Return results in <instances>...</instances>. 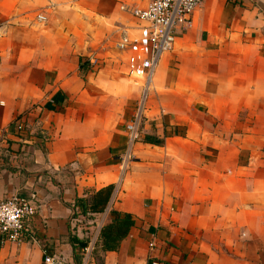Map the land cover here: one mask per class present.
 Here are the masks:
<instances>
[{"label":"crops","instance_id":"0c3cea01","mask_svg":"<svg viewBox=\"0 0 264 264\" xmlns=\"http://www.w3.org/2000/svg\"><path fill=\"white\" fill-rule=\"evenodd\" d=\"M122 5L138 2L0 0V201L37 206V242L0 243V264H73L77 218L95 244L110 209L133 226L102 264H264V0H201L159 59L129 150L127 110L81 75L100 44L93 23L138 26ZM107 185L103 213L71 218L74 198Z\"/></svg>","mask_w":264,"mask_h":264},{"label":"built area","instance_id":"2783aa9c","mask_svg":"<svg viewBox=\"0 0 264 264\" xmlns=\"http://www.w3.org/2000/svg\"><path fill=\"white\" fill-rule=\"evenodd\" d=\"M138 5L119 7L136 21L138 26L122 28L116 48L128 52L127 76L140 88L130 119L124 125L128 150L139 139L145 119L148 93L153 72L162 55L172 50L177 35L189 29L192 15L201 0H136ZM44 21L43 16H36ZM134 35L131 36V30ZM127 151L121 164L130 160ZM37 206L31 198L12 195L0 201V243L21 244L37 242L32 228V220ZM149 243L148 248L153 249ZM86 248L84 249V251ZM43 264H62L59 260L43 254ZM149 264H160L149 258Z\"/></svg>","mask_w":264,"mask_h":264},{"label":"rangeland","instance_id":"374dc122","mask_svg":"<svg viewBox=\"0 0 264 264\" xmlns=\"http://www.w3.org/2000/svg\"><path fill=\"white\" fill-rule=\"evenodd\" d=\"M119 15L123 17L119 23L110 24L102 21L101 25L92 24L94 30L98 31L100 35V44L94 43V47L97 48L95 50L97 54L94 57L95 62L92 65L85 62L86 65L83 67L81 75H84L87 71L97 73L98 83L102 86L98 88L99 93L97 95L104 102L113 103L117 101L120 103V106L127 110V119H130L140 88L138 84H134L126 76L123 63L124 54L115 48L121 32L119 28L124 27L128 23L127 20H131L123 14ZM77 220H79V223H77L79 231L83 234L82 238L88 245L80 256V264H102L101 253L94 247L95 226L91 228L90 225L86 224V220L82 221L80 217Z\"/></svg>","mask_w":264,"mask_h":264},{"label":"trees","instance_id":"16d2710c","mask_svg":"<svg viewBox=\"0 0 264 264\" xmlns=\"http://www.w3.org/2000/svg\"><path fill=\"white\" fill-rule=\"evenodd\" d=\"M143 141L155 145L160 143L150 136H145ZM112 191L113 186L107 185L92 192L87 198H74L70 207L71 218H76L77 216L87 217L93 214L103 213L109 203ZM108 217L109 221L100 227L94 244V247L101 254L115 252L118 249L120 242L127 236L130 228L133 226V219L127 213L110 209L108 211ZM67 243L71 247L73 264H80V256L86 248L87 242L83 239L79 240L75 236L69 235L67 237Z\"/></svg>","mask_w":264,"mask_h":264}]
</instances>
